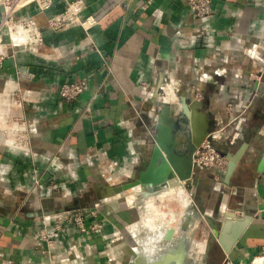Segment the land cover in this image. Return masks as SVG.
<instances>
[{"label":"crops","instance_id":"crops-1","mask_svg":"<svg viewBox=\"0 0 264 264\" xmlns=\"http://www.w3.org/2000/svg\"><path fill=\"white\" fill-rule=\"evenodd\" d=\"M69 1L54 0L47 15ZM81 1L82 15L114 9L87 31L52 32L30 6L24 12L40 27L41 45L9 52L0 65V87L10 82L25 93L20 114L34 129L28 153L0 145V262L264 264V80L252 97L248 78L258 63L244 53L256 47L264 0H212L206 20H194L185 0ZM79 79L87 89L72 102L61 100L58 87ZM169 90L179 99L161 122ZM154 118L156 136L168 130L166 180L103 197L107 183L138 179L147 168ZM216 130L224 169L196 171L182 190L178 181L191 169L182 144L190 154ZM167 197L183 209H165ZM61 209H83L85 226L96 223L100 231L82 233L69 222L55 231L53 220L43 224L36 214ZM204 217L219 223V237ZM145 230L161 241L143 246ZM42 231L53 245L48 253ZM116 232L127 242L118 250L119 242L107 238Z\"/></svg>","mask_w":264,"mask_h":264},{"label":"built area","instance_id":"built-area-1","mask_svg":"<svg viewBox=\"0 0 264 264\" xmlns=\"http://www.w3.org/2000/svg\"><path fill=\"white\" fill-rule=\"evenodd\" d=\"M53 1L54 0H0V65L9 52L13 54L14 51L18 49L35 51L37 47L41 45L42 33L40 27L29 13L24 12L30 6H34L38 15H43L45 17V26L52 32L65 31L71 27H81L87 31L94 26L102 24L114 9L113 5H108L90 14L82 15L85 9L84 3L81 0H73L66 3V7L62 12L54 15H47L48 10L52 7ZM185 1L194 20H206L211 17L212 0ZM14 29L18 32L15 40L11 37V31ZM200 33L204 34V32ZM255 46V49L252 51H244L246 55H249V57L258 63L256 69L249 74L248 78L250 85L253 84L252 97L258 93L264 80V23L257 36V43ZM217 54L218 53L215 55ZM201 80L205 83L213 81L211 77L206 76H203V78L201 77ZM169 82V80L163 79L162 84L168 87ZM86 89L87 83L85 79H79L72 83L60 85L58 87V96L63 101L72 102ZM196 91L193 99L195 102H199L202 97L200 92H198V90ZM2 96H4L5 99ZM167 99H169V96L163 99V104L160 108L161 111H163L165 107L170 110V103L174 102ZM26 100L25 93L19 95L17 89L10 82L4 83L0 91V113H3L4 118L3 123L0 124V145L15 151L28 153L30 152V133L34 132V129L29 127V124L20 114L22 108L21 103ZM10 117H12L14 121L9 124ZM155 130H157V125L154 128L148 127V132L151 137L154 138V141L156 138ZM219 133V130L208 133L201 141L200 145L192 149L189 154L192 159V165L189 176L185 181L189 182L196 171L205 169H224L226 165L225 158L214 145V141ZM8 139H11L16 147L8 145L5 142ZM102 174H104V172H102ZM107 180H109V177ZM112 187H114L113 184L107 186V188ZM39 217L42 218L43 224L47 223L49 220H53L55 231L60 230L62 224L65 222L72 223L82 233L87 231L96 233L100 231L96 223L91 224L89 227L85 226L83 209H63L58 213H43ZM40 234L41 238L46 240V250L48 253L50 249L53 248V245L50 244L48 233L42 231ZM143 235V246L145 247H149L161 241L158 235L155 236L149 230L143 231ZM107 238L119 242L114 246L117 250L127 245V242L122 239L118 232L108 235ZM0 264L9 263L0 262ZM53 264H59V262L55 261Z\"/></svg>","mask_w":264,"mask_h":264},{"label":"water","instance_id":"water-1","mask_svg":"<svg viewBox=\"0 0 264 264\" xmlns=\"http://www.w3.org/2000/svg\"><path fill=\"white\" fill-rule=\"evenodd\" d=\"M164 111H161L160 114H162ZM168 135V130H163V131H158V136H156L155 138V146L154 149L152 151V155H151V159L149 161V164L147 166V168L141 172V174L139 175L138 179H136L135 181L123 184V185H118V186H114L112 188H110V190L103 191L102 195L103 197L107 198V197H111L113 195L119 194L125 190L137 187V186H141V187H145V186H150V187H155L161 183H163L166 180V176L169 173V170H167L165 167L161 166L159 167V169L156 171L155 170V166L157 163V160L159 158V154L162 150H165L164 147V143L166 141ZM199 143L196 144V146H198ZM239 150L237 152V154L232 157L228 163V168L226 171V179L229 178L231 172L233 171L234 167H235V163L237 161V158L240 154ZM223 155V154H222ZM171 162V161H170ZM187 177H182L181 180H185ZM63 209H61L60 211H51V212H38L36 213L37 216H41L43 213H57V212H61ZM204 219L206 220V223L208 225V227L210 228V230L212 231L213 235L216 237H219L220 234V229H219V223L214 220L212 217H204ZM220 241L222 242V240L220 239ZM227 249V247H225Z\"/></svg>","mask_w":264,"mask_h":264},{"label":"rangeland","instance_id":"rangeland-1","mask_svg":"<svg viewBox=\"0 0 264 264\" xmlns=\"http://www.w3.org/2000/svg\"><path fill=\"white\" fill-rule=\"evenodd\" d=\"M3 88V87H2ZM2 88L0 87V91L2 90ZM12 112V111H11ZM10 112V113H11ZM3 120H4V118H3V113H0V124H2L3 123ZM152 120V119H151ZM14 121V119L12 118V117H10L9 118V124L11 123V122H13ZM149 126L151 127V128H154L155 126H156V118H154V120H152L151 121V123L149 124ZM157 134V130H155V135ZM182 142H183V139H182ZM198 145H200V143L198 144ZM182 146L185 148V149H182V157H186V158H188L189 157V148H187L185 145H183L182 144ZM17 151V150H16ZM136 178H137V175H135V176H133L132 178H124L122 181H119L120 183H118V184H116V186H118V185H123V184H126V183H129V182H132V181H135L136 180ZM171 178V177H170ZM179 183H180V185H183L182 187L183 188H181L182 190H185L186 191V188L188 189V185H186V184H189L187 181H185V180H179L178 181ZM107 186H108V183H107ZM185 187V188H184ZM161 194H165V195H167V192L165 193H162L161 192ZM128 196H129V194H127ZM164 204L166 205V207H165V209H168V210H174L175 209V211L177 210V211H180V210H182L183 208H182V206H180V205H178L177 203H176V200L174 199V197H167L166 199H165V202H164Z\"/></svg>","mask_w":264,"mask_h":264},{"label":"bare ground","instance_id":"bare-ground-1","mask_svg":"<svg viewBox=\"0 0 264 264\" xmlns=\"http://www.w3.org/2000/svg\"><path fill=\"white\" fill-rule=\"evenodd\" d=\"M17 34H18V32H17V30H12L11 31V37H12V39L13 40H15L16 39V37H17ZM169 93H171L170 91H169ZM169 96V99H167V100H169V101H174V102H176L177 103V101H178V97H176L173 93H171V94H169L168 95ZM4 99H5V97H3ZM182 103V102H181ZM181 109H183V108H181ZM164 112L162 113V114H160V121L162 122L163 121V119H165V115H166V113H167V108H164V110H163ZM161 131V130H160ZM12 147H16V145L14 144V146H12ZM167 154V152L165 151V150H162L161 152H160V154H159V158H158V160H157V163H156V166H155V170L157 171L158 169H159V167H161V166H163V167H165L167 170H170V168L172 167H170V165H172L171 164V159H172V157H170L169 155H166ZM171 161V162H170ZM160 164V165H159ZM170 164V165H169ZM189 164H190V167H191V165H192V159H191V156H190V159H189ZM170 167V168H169ZM179 174V173H178ZM181 174H179V176H180ZM182 179V178H181ZM162 184V183H161ZM110 190V189H109Z\"/></svg>","mask_w":264,"mask_h":264}]
</instances>
